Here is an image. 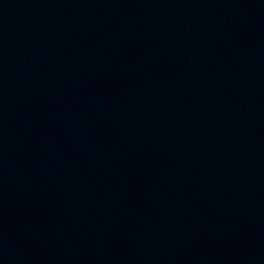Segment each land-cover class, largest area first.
Listing matches in <instances>:
<instances>
[{"label":"water","instance_id":"95a60500","mask_svg":"<svg viewBox=\"0 0 264 264\" xmlns=\"http://www.w3.org/2000/svg\"><path fill=\"white\" fill-rule=\"evenodd\" d=\"M0 264H264V0H0Z\"/></svg>","mask_w":264,"mask_h":264}]
</instances>
